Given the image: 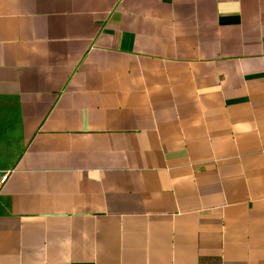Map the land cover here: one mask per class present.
Returning <instances> with one entry per match:
<instances>
[{
	"label": "crops",
	"instance_id": "crops-1",
	"mask_svg": "<svg viewBox=\"0 0 264 264\" xmlns=\"http://www.w3.org/2000/svg\"><path fill=\"white\" fill-rule=\"evenodd\" d=\"M0 264H264V0H0Z\"/></svg>",
	"mask_w": 264,
	"mask_h": 264
},
{
	"label": "built area",
	"instance_id": "built-area-1",
	"mask_svg": "<svg viewBox=\"0 0 264 264\" xmlns=\"http://www.w3.org/2000/svg\"><path fill=\"white\" fill-rule=\"evenodd\" d=\"M6 180H7V175L6 174L2 175L0 178V192H1L3 185L5 184Z\"/></svg>",
	"mask_w": 264,
	"mask_h": 264
}]
</instances>
